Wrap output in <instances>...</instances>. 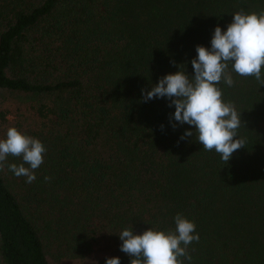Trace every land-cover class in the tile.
Returning <instances> with one entry per match:
<instances>
[{"label": "trees", "instance_id": "16d2710c", "mask_svg": "<svg viewBox=\"0 0 264 264\" xmlns=\"http://www.w3.org/2000/svg\"><path fill=\"white\" fill-rule=\"evenodd\" d=\"M261 11L264 0H0V91L33 100L37 129L22 133L46 148L32 183L8 168L20 157L0 170V264L90 252L100 258L83 264H130L119 233L174 230L178 213L199 236L182 264H264V85L234 72L217 85L246 141L227 164L180 140L192 126L170 122L168 98L142 100L166 74L194 75L196 46L232 14Z\"/></svg>", "mask_w": 264, "mask_h": 264}, {"label": "clouds", "instance_id": "9594fccd", "mask_svg": "<svg viewBox=\"0 0 264 264\" xmlns=\"http://www.w3.org/2000/svg\"><path fill=\"white\" fill-rule=\"evenodd\" d=\"M195 51L196 57L191 60L194 75L190 77L180 70L166 74L150 91L142 89V100L168 98V106L175 107L170 122L192 126L180 140L195 135L205 151L215 150L227 164L234 152L244 148L246 141L238 137L241 112L222 99L217 85L223 81L233 86V72L241 77H254L259 85H264L261 72L264 67V11L232 14L226 30L222 31L219 26L214 28L210 48L197 45ZM176 126L172 124L173 129ZM45 151L40 140L16 128H8L5 138L0 139V168L8 156L20 157L23 163L19 166L9 164L8 168L16 177H26V183H32L36 179L34 170L43 163ZM173 219L175 228L167 232L148 228L141 234H134L132 228H125L119 233L120 251L131 258L130 264H182L178 258L187 257V246L198 242L199 236L194 234L195 224L183 215L178 213ZM105 264H120V259L106 258Z\"/></svg>", "mask_w": 264, "mask_h": 264}, {"label": "rangeland", "instance_id": "374dc122", "mask_svg": "<svg viewBox=\"0 0 264 264\" xmlns=\"http://www.w3.org/2000/svg\"><path fill=\"white\" fill-rule=\"evenodd\" d=\"M31 103H33V100L24 94L5 90L0 91V139L5 138L8 128H16L21 133L23 131L31 132L37 129L33 109L30 108ZM5 163L3 168H0L3 172H7ZM52 222H56V220L54 219ZM71 225H67L68 228H71ZM51 228L53 231L48 230V235H64L65 227L59 229V227L52 223ZM87 254V258L79 256L67 261L71 264H83L88 261L89 257L92 262L100 258L98 254L93 252ZM50 259L52 260V257ZM55 262L57 264H64L58 260H55Z\"/></svg>", "mask_w": 264, "mask_h": 264}]
</instances>
